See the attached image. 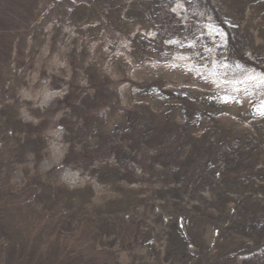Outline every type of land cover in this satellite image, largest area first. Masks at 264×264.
Segmentation results:
<instances>
[{"label": "rangeland", "instance_id": "obj_1", "mask_svg": "<svg viewBox=\"0 0 264 264\" xmlns=\"http://www.w3.org/2000/svg\"><path fill=\"white\" fill-rule=\"evenodd\" d=\"M1 33L0 264H264V0H0Z\"/></svg>", "mask_w": 264, "mask_h": 264}, {"label": "trees", "instance_id": "obj_2", "mask_svg": "<svg viewBox=\"0 0 264 264\" xmlns=\"http://www.w3.org/2000/svg\"><path fill=\"white\" fill-rule=\"evenodd\" d=\"M233 33H234V31L233 30H229L228 31V35L230 36V38H231V36L233 35ZM9 38V36H8V34H6V36L3 34V33H1V36H0V40H6V39H8ZM3 42H1L0 43V57L1 56H3L4 55V52H3V48H2V46H1V44H2ZM231 54L234 56V57H236V56H238L239 55V53H240V50H239V48L238 47H231ZM1 69V68H0ZM2 70V69H1ZM71 249V248H70ZM64 251V253L60 256V257H57V258H55V259H53L52 261H50V260H48L49 262H50V264H68V259H71V257H73L74 255H72L71 254V252H69V251H66V250H63ZM62 251V252H63ZM61 252V253H62ZM60 253V254H61ZM41 262H43V261H40L39 260V258L38 259H35L34 261H31L30 263L31 264H36V263H41ZM45 263H47V261H45Z\"/></svg>", "mask_w": 264, "mask_h": 264}, {"label": "snow or ice", "instance_id": "obj_3", "mask_svg": "<svg viewBox=\"0 0 264 264\" xmlns=\"http://www.w3.org/2000/svg\"><path fill=\"white\" fill-rule=\"evenodd\" d=\"M261 114L264 115V106H262Z\"/></svg>", "mask_w": 264, "mask_h": 264}]
</instances>
